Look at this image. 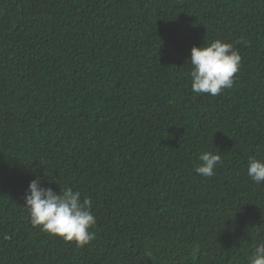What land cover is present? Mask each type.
I'll list each match as a JSON object with an SVG mask.
<instances>
[{
	"label": "trees",
	"instance_id": "1",
	"mask_svg": "<svg viewBox=\"0 0 264 264\" xmlns=\"http://www.w3.org/2000/svg\"><path fill=\"white\" fill-rule=\"evenodd\" d=\"M241 56L191 88L193 46ZM218 154L215 175L194 169ZM264 0H0V264H246L264 240ZM88 198L95 239L33 227L31 180Z\"/></svg>",
	"mask_w": 264,
	"mask_h": 264
},
{
	"label": "clouds",
	"instance_id": "2",
	"mask_svg": "<svg viewBox=\"0 0 264 264\" xmlns=\"http://www.w3.org/2000/svg\"><path fill=\"white\" fill-rule=\"evenodd\" d=\"M190 79L192 91L196 94L217 96L230 89L234 76L239 71L241 56L232 44L216 39L209 44L193 46L190 59ZM201 163L194 171L202 177L215 175L217 165L222 163L218 154L202 153ZM247 175L255 183H264V161L250 157ZM57 193L51 187H43L39 178L30 181L25 194V209L33 227L67 242H75L79 247L95 239L90 231L96 220L88 198L81 200L80 191L71 187H60ZM246 264H264V240L254 246Z\"/></svg>",
	"mask_w": 264,
	"mask_h": 264
}]
</instances>
